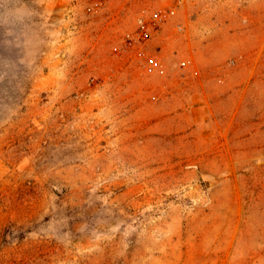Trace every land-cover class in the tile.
I'll return each instance as SVG.
<instances>
[{"label":"rangeland","instance_id":"obj_1","mask_svg":"<svg viewBox=\"0 0 264 264\" xmlns=\"http://www.w3.org/2000/svg\"><path fill=\"white\" fill-rule=\"evenodd\" d=\"M0 264H264V0H0Z\"/></svg>","mask_w":264,"mask_h":264},{"label":"built area","instance_id":"obj_2","mask_svg":"<svg viewBox=\"0 0 264 264\" xmlns=\"http://www.w3.org/2000/svg\"><path fill=\"white\" fill-rule=\"evenodd\" d=\"M169 1H176L181 2L183 0H169ZM171 8H162L159 10L154 11L148 15H141L137 19V26H138V36L141 39H147L153 29L163 20H165L171 13Z\"/></svg>","mask_w":264,"mask_h":264}]
</instances>
